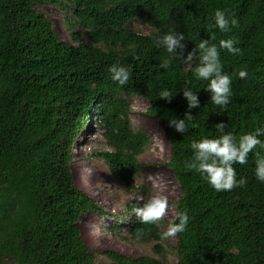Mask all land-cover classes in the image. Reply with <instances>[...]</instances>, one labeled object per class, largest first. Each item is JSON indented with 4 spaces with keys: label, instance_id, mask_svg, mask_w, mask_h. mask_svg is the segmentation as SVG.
Wrapping results in <instances>:
<instances>
[{
    "label": "trees",
    "instance_id": "trees-1",
    "mask_svg": "<svg viewBox=\"0 0 264 264\" xmlns=\"http://www.w3.org/2000/svg\"><path fill=\"white\" fill-rule=\"evenodd\" d=\"M42 5L63 14L72 44L35 10ZM216 9L235 16L238 26L226 33L211 27ZM131 22L153 34L184 33L185 54L200 39L219 47L220 39L233 37L241 53L219 49L223 71L245 69L248 75H233L226 108L213 105L208 81L175 60L158 68L168 54L153 36L129 28ZM117 62L131 69L123 86L108 72ZM189 87L198 92L199 108L186 107L181 92ZM165 89L174 95L170 101L160 98ZM131 96L145 99L146 113L165 128L170 156L164 166L180 190L175 213L186 210L190 218L170 245L159 222L141 223L132 214L145 201L124 205L120 223L130 238L155 243L153 257L100 253L84 242L81 216L104 210L74 188L68 170L72 138L94 110L113 148L98 156L127 191H136V158L147 137L130 126ZM173 117L185 119V133L169 126ZM218 122L237 138L264 128V0H0V264H99L98 255L108 264H264V183L255 178L254 153L247 164L233 165L247 183L229 191H215L185 167L191 142L219 136Z\"/></svg>",
    "mask_w": 264,
    "mask_h": 264
},
{
    "label": "rangeland",
    "instance_id": "rangeland-1",
    "mask_svg": "<svg viewBox=\"0 0 264 264\" xmlns=\"http://www.w3.org/2000/svg\"><path fill=\"white\" fill-rule=\"evenodd\" d=\"M35 10L49 20L61 40L72 44L69 29L64 25V16L58 8L42 5L36 6ZM129 28L138 34H148L151 31L149 26L140 22H131ZM75 30L81 32L79 27ZM128 100L131 128L143 132L147 137L146 145L136 158L139 168L134 185V191L136 190L134 193L142 195L144 199L138 201L131 198L132 193L112 175L105 161L98 156L99 153L113 151V148L107 144L103 136L104 130L98 123L96 111L91 110L87 114V121L72 138L68 170L74 188L104 210V213L90 211L81 216L78 226L84 242L100 253L114 251L132 258L153 257L155 243L130 238L125 224L120 223L119 218L124 212V205L134 201L141 203L155 195L166 198L169 208L158 224L163 234L169 222L175 217V208L172 205L180 196V190L172 172L164 166L170 156L164 126L146 113L149 105L145 99L131 96ZM142 186L147 190L144 194L139 191ZM104 229L109 230L110 235H105L102 231ZM164 242L173 245L175 238H165ZM166 249L170 252L169 247ZM167 258L174 262L170 255ZM95 261L99 264L109 263L104 255L96 256Z\"/></svg>",
    "mask_w": 264,
    "mask_h": 264
},
{
    "label": "clouds",
    "instance_id": "clouds-1",
    "mask_svg": "<svg viewBox=\"0 0 264 264\" xmlns=\"http://www.w3.org/2000/svg\"><path fill=\"white\" fill-rule=\"evenodd\" d=\"M213 24L211 27L218 29L222 33L230 32L232 28L238 26V19L235 16H229L222 9H216L212 16ZM153 36L156 45L163 48L168 54L159 65L158 68L166 69L172 60L184 65L190 70L197 80L208 81L207 92L210 95V102L220 108H226L230 103L232 96L231 84L233 75L239 79H244L248 73L245 69H240L234 74L223 71L220 61L219 49L227 50L228 53L239 55L241 49L237 46V41L233 37L220 39L219 47L215 43H210L209 39H200L191 51L185 54V34L170 29L161 32L159 29L156 33H148ZM198 51V56H197ZM195 63L193 67V62ZM110 78L118 85L126 84L131 75L130 67L124 66L119 62L110 65L108 68ZM182 97L186 100L187 109L191 110L199 108L200 101L198 92H194L192 88H185ZM160 98L171 100L174 96L169 90H162ZM94 111V110H93ZM191 119L190 114H186ZM170 127L178 133H185L188 125L184 118L173 117L168 120ZM192 127H196L193 123ZM214 127L219 130L220 135L214 138L203 137L199 140L191 142L192 159L187 161L185 167L195 170L208 182V184L217 192L229 191L235 187H242L247 183L246 178H237L235 164L245 165L249 159V153H254L255 178L264 183V153L259 149H264V141L260 136L264 135V128H256L254 131L241 134L238 138L231 132H225L226 124L218 122ZM131 198L143 200L142 195L135 193L130 194ZM172 207H177L173 204ZM169 204L166 198L159 195L152 196L150 199L140 205H136L131 209L132 214L138 218L141 223L156 224L165 215ZM189 216L186 210H177L175 220L170 221L167 230L162 234L163 238L174 237L178 233H182L189 222ZM105 235H110L109 230H102Z\"/></svg>",
    "mask_w": 264,
    "mask_h": 264
}]
</instances>
